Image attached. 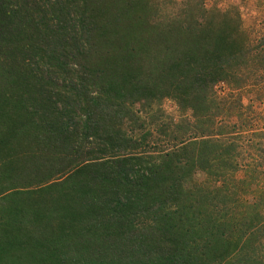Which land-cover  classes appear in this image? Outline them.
I'll return each instance as SVG.
<instances>
[{"label": "trees", "instance_id": "16d2710c", "mask_svg": "<svg viewBox=\"0 0 264 264\" xmlns=\"http://www.w3.org/2000/svg\"><path fill=\"white\" fill-rule=\"evenodd\" d=\"M164 6L0 0V264H264L263 200L239 195L234 143L146 150L163 99L215 121L214 88L247 82L238 17L197 0L163 22Z\"/></svg>", "mask_w": 264, "mask_h": 264}, {"label": "rangeland", "instance_id": "374dc122", "mask_svg": "<svg viewBox=\"0 0 264 264\" xmlns=\"http://www.w3.org/2000/svg\"><path fill=\"white\" fill-rule=\"evenodd\" d=\"M164 1L166 6L161 7L163 11L161 19H157L163 22L183 18L184 9L197 3V0ZM204 3L211 10L218 9L229 14L232 18L238 17V29L243 35L241 43V52L243 53L240 57L243 60L240 61L246 63L248 71L244 79L247 81L246 87L244 90H239L227 84H219L214 88L217 98L225 101L219 105L222 109L221 118H217L215 121L213 117L199 120V117H193L191 111L181 110L174 100L163 99L158 105L163 114L161 125L165 130L161 131L160 136L150 125L146 127L149 132H153V137L157 139L155 143L153 138H150L152 141L147 146L149 149L146 150L150 151L155 147L164 152L171 151L175 145L179 144L178 140L184 143L181 137L186 142L192 141L190 140L192 137H197L199 140L208 139L209 141L222 142L227 137L228 142L234 143V149L239 151V156L236 157L238 168L234 175L239 181L246 180L248 182L243 185V188L238 189L239 195L245 194L263 200L259 205L260 208L255 209L257 212L254 210L253 216H259L260 218L256 220L257 224L264 227V166L258 169L257 165L255 168L251 167L253 161L263 162L261 156L258 155L261 154L264 135L262 140L254 138L253 135L264 132V119L262 121L255 120L249 115V119L246 121L242 114V109L247 107V110L250 109L249 114L251 110H254L264 116V0H204ZM237 45L240 46L239 43ZM259 79L263 82H260ZM133 110L145 124H149L150 119L157 117L152 111L145 110L140 106H134ZM233 126L236 130L232 134ZM195 133H199V137L195 136ZM236 136L239 139L234 138ZM230 139L235 140L231 141ZM210 179L211 177L205 173V170H199V173L193 177V182L203 185L210 183ZM216 183L217 185L221 184L219 181Z\"/></svg>", "mask_w": 264, "mask_h": 264}]
</instances>
